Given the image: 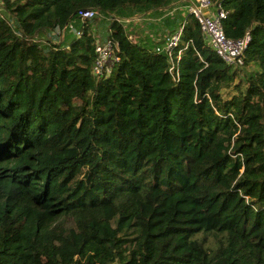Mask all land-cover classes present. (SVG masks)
Wrapping results in <instances>:
<instances>
[{
  "label": "trees",
  "instance_id": "16d2710c",
  "mask_svg": "<svg viewBox=\"0 0 264 264\" xmlns=\"http://www.w3.org/2000/svg\"><path fill=\"white\" fill-rule=\"evenodd\" d=\"M210 1L226 39L249 36L243 65L179 12L173 81L163 40L113 20L120 62L95 78L98 19H76L171 0H1L0 264H264V0Z\"/></svg>",
  "mask_w": 264,
  "mask_h": 264
},
{
  "label": "built area",
  "instance_id": "2783aa9c",
  "mask_svg": "<svg viewBox=\"0 0 264 264\" xmlns=\"http://www.w3.org/2000/svg\"><path fill=\"white\" fill-rule=\"evenodd\" d=\"M3 6L0 1V14ZM186 15L192 16L198 23L200 31L206 41V45L220 58L226 65L238 69L243 65V53L246 48L249 36L246 34L240 41H230L225 38L221 26V21L225 19L226 13L223 12L218 5L210 0H188L183 8ZM173 12V11H172ZM165 16H170L165 15ZM79 24L83 25L86 22L94 19L102 21H115L120 25L125 26L138 19H117L108 17L104 14L98 13L93 10H82L76 15ZM3 18V17H2ZM184 20L171 35L163 37V43L155 47V52L159 55H164L168 62V73L171 75L173 81L179 79L178 62L181 57V50L176 52L173 56V51L178 47L181 42V36ZM67 32L73 34L75 38H79L82 32L78 28L68 25ZM66 34L65 31L61 34V38ZM129 36V35H128ZM131 36H129L130 40ZM94 63L92 66V75L97 79L107 78L111 75L115 66L120 62L119 49L117 43L111 40H106L103 43H97L94 48Z\"/></svg>",
  "mask_w": 264,
  "mask_h": 264
},
{
  "label": "rangeland",
  "instance_id": "374dc122",
  "mask_svg": "<svg viewBox=\"0 0 264 264\" xmlns=\"http://www.w3.org/2000/svg\"><path fill=\"white\" fill-rule=\"evenodd\" d=\"M1 1V0H0ZM188 0H171V3L169 6L165 9H163L162 12H160V15H164L163 18L161 16H154V14H133L135 15L133 19H138L137 22H133L129 25L125 26V29L127 31V34L131 36L130 41L135 42L139 45L145 46V47H151L155 42L159 40V38L164 35L163 29V20L167 19L168 17H178L177 13L180 12V14L184 17L186 13L184 12L183 8L184 5L187 3ZM173 11V12H172ZM166 16L165 15H169ZM0 17H4V14H0ZM157 23H155L154 20H159ZM181 19L176 20V22L180 23ZM111 21H102V20H95L91 22V28L93 32V36L97 43H101L103 40H105L106 35L108 33L109 24ZM152 25V26H150ZM155 26V28H154ZM149 27L151 28L150 31L148 30ZM178 26L175 27V29ZM160 33V35H159ZM64 38L60 37V41H62ZM225 95V92H224Z\"/></svg>",
  "mask_w": 264,
  "mask_h": 264
},
{
  "label": "crops",
  "instance_id": "0c3cea01",
  "mask_svg": "<svg viewBox=\"0 0 264 264\" xmlns=\"http://www.w3.org/2000/svg\"><path fill=\"white\" fill-rule=\"evenodd\" d=\"M166 17V16H165ZM163 18V17H162ZM155 21V23H157L158 21H160V19L159 20H154ZM162 30H164V28L162 29ZM170 32L172 31V30H169ZM170 32H168V30H164V35L162 36V38L160 37L159 38V40L157 41V42H159V41H161V40H163V37L165 36V35H167L168 33H170ZM159 35H160V33H159ZM103 42H105V40H103L101 43H103ZM157 42H155V43H157ZM100 43V42H99ZM154 45V44H153ZM157 47V46H156Z\"/></svg>",
  "mask_w": 264,
  "mask_h": 264
},
{
  "label": "clouds",
  "instance_id": "9594fccd",
  "mask_svg": "<svg viewBox=\"0 0 264 264\" xmlns=\"http://www.w3.org/2000/svg\"><path fill=\"white\" fill-rule=\"evenodd\" d=\"M107 22V21H106Z\"/></svg>",
  "mask_w": 264,
  "mask_h": 264
}]
</instances>
